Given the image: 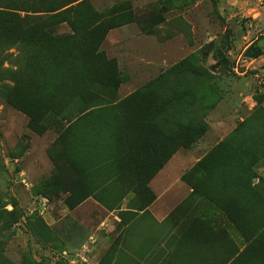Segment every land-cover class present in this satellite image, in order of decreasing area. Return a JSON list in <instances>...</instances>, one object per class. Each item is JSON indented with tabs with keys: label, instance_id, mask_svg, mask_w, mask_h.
I'll use <instances>...</instances> for the list:
<instances>
[{
	"label": "rangeland",
	"instance_id": "374dc122",
	"mask_svg": "<svg viewBox=\"0 0 264 264\" xmlns=\"http://www.w3.org/2000/svg\"><path fill=\"white\" fill-rule=\"evenodd\" d=\"M47 1L0 0V264H264V0Z\"/></svg>",
	"mask_w": 264,
	"mask_h": 264
},
{
	"label": "trees",
	"instance_id": "16d2710c",
	"mask_svg": "<svg viewBox=\"0 0 264 264\" xmlns=\"http://www.w3.org/2000/svg\"><path fill=\"white\" fill-rule=\"evenodd\" d=\"M19 1V4L17 6L16 11H21L24 13H31V14H50V13H57L67 5H55L50 1L47 0H42L40 3L37 4H32L29 3L28 0H17ZM16 7V6H15ZM66 11L60 12L56 14V17L62 16ZM262 54V51L260 50L259 47L255 45L249 46L244 55L248 59H256L260 57Z\"/></svg>",
	"mask_w": 264,
	"mask_h": 264
}]
</instances>
